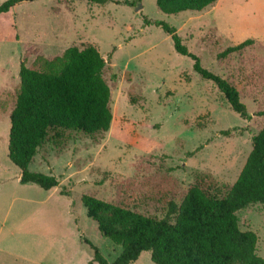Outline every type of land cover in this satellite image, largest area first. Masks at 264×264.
Returning <instances> with one entry per match:
<instances>
[{
    "label": "rangeland",
    "instance_id": "1",
    "mask_svg": "<svg viewBox=\"0 0 264 264\" xmlns=\"http://www.w3.org/2000/svg\"><path fill=\"white\" fill-rule=\"evenodd\" d=\"M146 18L176 28L205 69L237 87L252 119L233 112L194 71V61L175 51L163 29L146 26ZM247 40L253 44L219 57ZM71 46H95L105 58L113 122L96 137L60 131L58 147L47 143L38 150L29 170L60 181L46 191L20 182L21 171L8 155L10 116L21 63L38 67ZM263 129L264 0H219L204 11L177 15L161 12L156 0L15 6L0 15V264H89L94 253L86 241L115 261L122 248L88 217L83 195L164 219L170 202L180 205L196 181L225 196ZM237 216L242 231L257 234V254L264 258V205ZM4 248L19 253V260ZM133 264L155 263L145 251Z\"/></svg>",
    "mask_w": 264,
    "mask_h": 264
},
{
    "label": "trees",
    "instance_id": "2",
    "mask_svg": "<svg viewBox=\"0 0 264 264\" xmlns=\"http://www.w3.org/2000/svg\"><path fill=\"white\" fill-rule=\"evenodd\" d=\"M37 0H7L0 15L15 6ZM105 5L135 6L140 0H88ZM219 0H156L159 10L168 15L186 11L201 12ZM146 26L164 30L175 51L194 61V71L211 82L223 95L231 110L245 120L252 115L241 100L239 90L222 76L205 69L198 56L183 43L177 29L164 21L146 18ZM253 44L247 40L226 49L225 58ZM107 62L95 46L67 48L52 60L43 59L38 67L20 66V88L10 116L8 155L21 171L20 182L50 191L60 185L54 175L32 172L29 166L47 143L58 147L60 131L81 132L96 137L111 129V88L104 78ZM229 135V132H224ZM215 186V185H214ZM217 187L203 181L192 185L180 205L170 202L167 217L158 219L114 205L93 195H83L88 217L98 224L101 234L122 248L108 262L90 242L94 256L89 264H133L145 251L155 264H264L257 254L258 236L242 231L237 213L248 207L264 205V129L254 136L252 151L237 179L225 196ZM62 195L70 193L62 191Z\"/></svg>",
    "mask_w": 264,
    "mask_h": 264
},
{
    "label": "crops",
    "instance_id": "3",
    "mask_svg": "<svg viewBox=\"0 0 264 264\" xmlns=\"http://www.w3.org/2000/svg\"><path fill=\"white\" fill-rule=\"evenodd\" d=\"M51 191V190H50ZM17 214H19V204L17 205ZM5 250H8L9 253L11 254H8L10 255V257H13L15 258L16 260H19V253H14V252H11L8 248H4ZM5 254V253H4ZM38 264H45V262H42V263H38ZM49 264V263H48Z\"/></svg>",
    "mask_w": 264,
    "mask_h": 264
}]
</instances>
